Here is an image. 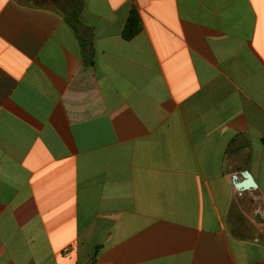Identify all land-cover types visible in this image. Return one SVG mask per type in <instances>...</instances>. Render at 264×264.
I'll use <instances>...</instances> for the list:
<instances>
[{
	"label": "crops",
	"instance_id": "obj_1",
	"mask_svg": "<svg viewBox=\"0 0 264 264\" xmlns=\"http://www.w3.org/2000/svg\"><path fill=\"white\" fill-rule=\"evenodd\" d=\"M257 192L264 0H0V264H264Z\"/></svg>",
	"mask_w": 264,
	"mask_h": 264
},
{
	"label": "rangeland",
	"instance_id": "obj_2",
	"mask_svg": "<svg viewBox=\"0 0 264 264\" xmlns=\"http://www.w3.org/2000/svg\"><path fill=\"white\" fill-rule=\"evenodd\" d=\"M237 203L242 206V209L246 215L250 216L251 211H260L261 215L264 216V195L260 193H254L248 197L238 198ZM256 216H260L259 213ZM260 222L264 224V218H259Z\"/></svg>",
	"mask_w": 264,
	"mask_h": 264
},
{
	"label": "water",
	"instance_id": "obj_3",
	"mask_svg": "<svg viewBox=\"0 0 264 264\" xmlns=\"http://www.w3.org/2000/svg\"><path fill=\"white\" fill-rule=\"evenodd\" d=\"M242 177V181H238L235 175L232 177V184L237 192L255 190L257 188L256 183L254 182L248 171L242 172Z\"/></svg>",
	"mask_w": 264,
	"mask_h": 264
},
{
	"label": "trees",
	"instance_id": "obj_4",
	"mask_svg": "<svg viewBox=\"0 0 264 264\" xmlns=\"http://www.w3.org/2000/svg\"><path fill=\"white\" fill-rule=\"evenodd\" d=\"M40 2V1H38ZM140 29L139 17L135 14H131L126 22L124 27L123 36L126 39L132 38L134 35L138 33Z\"/></svg>",
	"mask_w": 264,
	"mask_h": 264
},
{
	"label": "built area",
	"instance_id": "obj_5",
	"mask_svg": "<svg viewBox=\"0 0 264 264\" xmlns=\"http://www.w3.org/2000/svg\"><path fill=\"white\" fill-rule=\"evenodd\" d=\"M67 251H68V249H67V248H65V249L63 250L64 254H66V253H67Z\"/></svg>",
	"mask_w": 264,
	"mask_h": 264
}]
</instances>
